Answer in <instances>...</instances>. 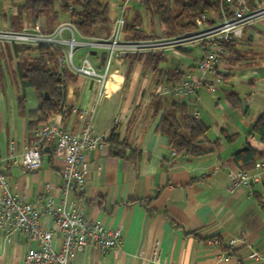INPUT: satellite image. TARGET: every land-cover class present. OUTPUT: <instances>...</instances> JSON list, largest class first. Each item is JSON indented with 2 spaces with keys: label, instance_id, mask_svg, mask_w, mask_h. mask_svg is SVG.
<instances>
[{
  "label": "crops",
  "instance_id": "1",
  "mask_svg": "<svg viewBox=\"0 0 264 264\" xmlns=\"http://www.w3.org/2000/svg\"><path fill=\"white\" fill-rule=\"evenodd\" d=\"M116 3L108 0V23L93 30L94 38L108 36L117 16ZM139 7L135 2L128 6L127 23ZM261 25L264 20L249 26L252 33H247V27L242 40L233 45L232 53L237 57L241 52L237 44L247 40L246 49L253 55L237 57L238 68L218 87L220 90L201 92L193 101L161 96L158 89L174 73L197 76L200 49L169 52L171 60L166 53L160 54L162 60L155 69L133 55L113 58L106 95L97 104L94 82L59 68L65 73L64 100L55 121L77 132L85 120L80 110L92 109V128L104 139V147L86 154L87 184L79 193L60 188V162L49 153L32 171L8 160L9 144L12 142L15 153L21 154L30 145L31 130L39 122L27 115L37 109L38 102L31 89L21 90L19 77L12 78L18 52L7 47L0 59V172L11 193L37 207L44 230L53 227L52 219L43 212L50 199L57 209L77 211L104 228L121 231L119 247L105 254L87 247L76 253L73 264H264V144L252 134L254 121L264 113V61H257L252 47L262 37ZM79 50L75 64L88 55L94 69L103 71V51ZM6 84L17 94L16 105L11 104V108L2 94ZM229 93L237 96L236 107L227 101ZM20 96H24L22 106L18 103ZM173 104L183 105L189 115L191 110L197 111V119L208 127L204 145L211 152L195 158L173 155L167 139L157 131L162 115ZM112 130L118 142L125 143L129 158L111 153L107 140ZM248 146L259 155L251 171L259 175V180L249 188L230 191L228 173L238 170L233 156ZM236 238L241 241L229 249L228 242ZM213 239L219 245L209 243ZM53 247H58V240ZM36 248V242L24 235L12 243H6L0 235V264H26L25 254ZM251 252L257 257H251ZM226 254L230 256L227 259Z\"/></svg>",
  "mask_w": 264,
  "mask_h": 264
},
{
  "label": "built area",
  "instance_id": "2",
  "mask_svg": "<svg viewBox=\"0 0 264 264\" xmlns=\"http://www.w3.org/2000/svg\"><path fill=\"white\" fill-rule=\"evenodd\" d=\"M133 2L141 5L139 0H117V16L113 19L106 38L82 37L67 20L46 31L30 23H24L18 31L0 30V59L6 55L7 47L26 46L35 49L45 46L56 49L60 52L59 68H67L71 73L94 82L97 104L106 95L113 58L167 52L182 54L200 49L201 54L195 65L197 76L189 73L179 81L165 80L158 89L161 96L193 101L201 92H215L224 84V76L234 74L237 64L226 45L235 44L244 36L247 27L264 20V2L259 0H212L211 2L217 3V9L197 17L191 31L171 37L125 39L123 31L127 8ZM79 49L103 51L106 54L103 71L98 73L94 69L88 55L82 57L78 65L75 64L74 57ZM92 112V109L80 110L85 120L83 127L77 132H72L55 121L59 113L36 124L31 130V143L21 154L15 153L12 142L9 144V162L25 171H32L40 167L41 154L47 151L52 159L60 162V188L78 193L83 191L88 178L86 154L104 147L103 137L92 128ZM190 116L198 118L197 111L191 110ZM251 141L254 142L253 137ZM228 177L230 191L249 188L259 180L258 174L239 169L229 172ZM43 212L52 219L53 227L49 230L42 228L41 212L37 207L12 194L6 177L0 172V235L6 243H12L21 235L36 242L37 248L25 254L26 264H73L76 253L87 247H94L99 253L105 254L121 244L119 229L104 228L77 211L57 209L50 199L46 201ZM55 240H58L56 249L53 247ZM238 241H241L240 238L229 241L228 248L231 249ZM209 243L219 245L216 239ZM250 256L257 257V254L251 252ZM229 257L228 254L225 255L226 259Z\"/></svg>",
  "mask_w": 264,
  "mask_h": 264
},
{
  "label": "trees",
  "instance_id": "3",
  "mask_svg": "<svg viewBox=\"0 0 264 264\" xmlns=\"http://www.w3.org/2000/svg\"><path fill=\"white\" fill-rule=\"evenodd\" d=\"M15 11L10 17L9 27L12 31L21 29L24 18L36 23L45 13L52 10L56 0H18ZM141 7L148 16V24L154 23L162 30L163 36L171 37L188 32L194 29L195 19L205 12L215 11L217 3L209 0H139ZM65 19L69 21L76 31L85 38H94V27L98 24L107 25L109 4L108 0H62L60 5ZM138 19V18H137ZM16 21L15 23L13 21ZM140 20V19H139ZM12 21V22H11ZM137 21V20H136ZM140 21H137L139 23ZM125 23L123 38L125 39H147L155 37L148 35L141 37L143 30L139 26L127 27ZM129 32L132 36L128 37ZM157 37V36H156ZM161 37V36H158ZM234 44L226 45L229 51H233ZM15 53H16V47ZM37 57L32 61H26L23 68H18L20 88L22 91L31 89L38 102V107L34 111L28 112V116L36 118L37 123H42L47 118L60 112L64 100V79L65 73L58 67L60 52L56 49L39 46L34 49ZM143 59V62L155 69L162 60L160 54H150L145 56H134ZM3 72L0 62V81ZM182 75L174 73L172 77L166 79L168 82L179 81ZM227 78L224 79V82ZM61 86V88H58ZM229 104L236 107L239 100L234 93L226 95ZM24 96L18 98L19 105H23ZM157 131L164 136L174 155L184 157H200L211 152V149L204 145V140L208 127L197 118L191 117L183 105L173 104L169 112H165L157 126ZM252 134L256 136L260 143L264 144V113L254 121ZM107 142L111 153L119 158H129L125 155L126 145L118 142L117 136L112 130ZM48 153L44 151L41 157ZM239 170L252 173L259 160L258 153L250 148L237 152L233 156Z\"/></svg>",
  "mask_w": 264,
  "mask_h": 264
},
{
  "label": "rangeland",
  "instance_id": "4",
  "mask_svg": "<svg viewBox=\"0 0 264 264\" xmlns=\"http://www.w3.org/2000/svg\"><path fill=\"white\" fill-rule=\"evenodd\" d=\"M209 1L211 2L212 0H209ZM18 2H19L18 0H0V30H13L9 27V22H10V17L13 15V13L15 11V6H16V4H18ZM61 3H62V0H56L54 2L52 10L45 13V15H42L36 23H33L30 19L24 18L22 23H21V26L24 23H30L32 26H37L41 30L46 31V30L52 29L57 22H59V21L62 22L65 19V16L62 13V10L60 7ZM136 20L140 21V22L137 23ZM13 22L15 23L16 21H13ZM133 25L134 26L140 25V27L143 28V32L140 35L141 37L148 36V35H153L155 37L156 36L157 37L163 36L162 30L158 27V24L154 23L152 26H149L148 16L142 7H139L133 13V16H132L131 20H129L127 27H131ZM261 26L264 27V25H261ZM97 27H100V25L99 24L96 25V27L94 29H96ZM17 30H20V29H17ZM259 31H260V36H262V37H260L258 43L253 45L252 47L256 51L255 56H256L257 61H264V29L259 28ZM252 32H254V30L251 27H249L247 29V33H252ZM183 33H185V32H183ZM129 36L130 37L132 36L131 32H129L128 37ZM155 37H151L148 39H153ZM242 38L239 41H241ZM246 47H248L247 40H245L243 43L237 44L238 51L241 50V52L238 53L237 57H245L248 55H253L251 51H248L246 49ZM16 50L18 52V60H15L16 62L14 61V63H17L16 64L17 68L15 67L16 71L12 73V78L14 80H16L17 77H19L18 68L19 67L23 68V65H24V63H26V61H32V59L37 57V53L36 54L32 53V51H34V48H32V47L30 48V47H26V46H17ZM82 51H84V50H79L78 53H82ZM229 52H230V54H232V56H233L232 58L236 61V64H237L236 55L234 56L231 51H229ZM133 56H135V55H133ZM143 56H145V55H143ZM165 57L167 58V60L173 59V55L169 52L166 53ZM8 60H10V59L8 58L7 61ZM235 61H232V62H235ZM227 77L228 76H224V79ZM218 90H220V89H218ZM0 92H1V87H0ZM2 94L4 97L5 104L8 107H10L11 104L14 106L16 105L17 94L15 92V89L10 84H6V86H3Z\"/></svg>",
  "mask_w": 264,
  "mask_h": 264
},
{
  "label": "water",
  "instance_id": "5",
  "mask_svg": "<svg viewBox=\"0 0 264 264\" xmlns=\"http://www.w3.org/2000/svg\"><path fill=\"white\" fill-rule=\"evenodd\" d=\"M139 30H140V29H139ZM243 150H246V147H244Z\"/></svg>",
  "mask_w": 264,
  "mask_h": 264
}]
</instances>
